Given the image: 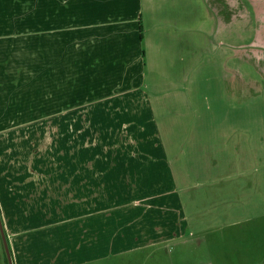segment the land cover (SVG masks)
Instances as JSON below:
<instances>
[{
  "label": "rangeland",
  "instance_id": "374dc122",
  "mask_svg": "<svg viewBox=\"0 0 264 264\" xmlns=\"http://www.w3.org/2000/svg\"><path fill=\"white\" fill-rule=\"evenodd\" d=\"M40 1L0 0V23L31 39ZM218 1L146 0L148 54L100 56L118 70L102 104L34 97L28 42L0 43L1 218L37 228L13 264H264V0ZM130 164L140 180L112 184Z\"/></svg>",
  "mask_w": 264,
  "mask_h": 264
},
{
  "label": "crops",
  "instance_id": "0c3cea01",
  "mask_svg": "<svg viewBox=\"0 0 264 264\" xmlns=\"http://www.w3.org/2000/svg\"><path fill=\"white\" fill-rule=\"evenodd\" d=\"M224 1L223 6L227 7L228 4H226V0ZM168 2L169 0H165V3H167L164 4L165 7L169 4ZM218 2L222 3L221 0ZM40 4L43 5L44 0L42 3L40 1ZM46 4L47 9H43L42 16H33L32 22L33 24H39L37 19L43 18L44 21L42 23L47 27L33 28L30 39L25 37L26 32H8L9 29L16 26V23L5 17L3 22L0 23V43L6 41H10L8 44L19 43L17 41L19 38L23 42H28L26 46L30 47L32 56L31 73L33 74L32 88L34 97L40 98L41 96H46L50 101L53 96L52 102L71 104L73 99H76L75 101L77 102L78 97L82 96L80 93L68 91L74 86L78 89L80 88L82 91L92 90L93 97L98 98L96 103L102 104V96H114L108 85L115 81L114 76L118 73V70H109L106 73L103 70L100 56H134V65H139L142 64L143 58L148 54L146 42L148 40L151 41L149 35L151 29L145 27L147 13L145 8L146 0H47ZM219 9L221 10V7ZM222 13L218 12L221 19L224 17ZM165 15L166 19L163 18ZM150 19H153V22L150 21L149 25L155 24L158 26L160 24L163 26V24H169L166 12L165 14L161 13L160 17L156 13ZM159 19L160 23H158ZM6 25L7 28L5 27ZM13 37H18V39L14 40L12 39ZM21 45L24 46L23 43ZM6 46L0 45V53H8V49L6 50L5 48ZM74 57H76V60ZM120 80L123 79L120 78ZM45 82H47V90L43 88ZM36 83L38 84L37 86L35 85ZM116 84L117 86L114 87L115 91L119 92L117 93V98H120L121 95L133 98L134 91L128 90L127 94H122V89L125 87L119 85L118 82ZM82 94L85 95V93ZM83 104L82 102L81 105ZM124 120L126 119L124 118L121 121ZM118 167L111 165V167L107 166L104 169H116L117 171L120 169ZM135 167L136 171L134 170ZM128 168V171H124V175H121L120 178L116 177L115 179L112 176L113 171L109 170V174L107 175L108 178L111 177V183L115 184L113 180H116V183L120 179L127 180L129 176L133 178V181L140 180L141 174L139 166L137 164H130ZM104 169H102V172H104ZM130 171L132 174H130ZM138 196L139 194L134 191L133 195L129 194V199L126 200L132 203L137 200L136 197L138 198ZM128 205L131 204L129 203ZM33 207L37 209L35 213L32 212ZM5 210H9V208ZM13 211L21 220L22 213L26 219L35 216L42 217L40 214L43 210L39 202L32 204V208L26 212L16 206ZM1 212L5 214L3 207L0 209V214ZM21 225L16 230L12 227L14 225H12L10 227L12 231L10 234L7 224H4L10 251L13 246L14 252L17 255L18 251L30 250L28 247L32 242L29 243L28 239L34 237L37 231V228H32V230L27 228L26 225L28 223ZM54 228H57V226ZM24 234H26L25 239H23ZM12 236H14L13 240L11 239ZM20 253L22 254V252ZM24 254L26 255V253Z\"/></svg>",
  "mask_w": 264,
  "mask_h": 264
},
{
  "label": "water",
  "instance_id": "95a60500",
  "mask_svg": "<svg viewBox=\"0 0 264 264\" xmlns=\"http://www.w3.org/2000/svg\"><path fill=\"white\" fill-rule=\"evenodd\" d=\"M0 232H1L3 245H4V248H5V252H6L8 263L9 264H13V259H12L10 247H9V244H8V240H7V237H6V234H5V228H4V225H3V222H2L1 214H0Z\"/></svg>",
  "mask_w": 264,
  "mask_h": 264
}]
</instances>
